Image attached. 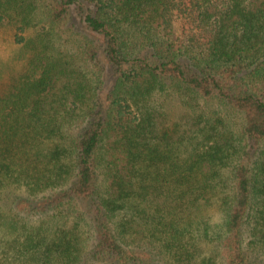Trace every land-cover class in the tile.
I'll return each mask as SVG.
<instances>
[{
    "label": "trees",
    "instance_id": "16d2710c",
    "mask_svg": "<svg viewBox=\"0 0 264 264\" xmlns=\"http://www.w3.org/2000/svg\"><path fill=\"white\" fill-rule=\"evenodd\" d=\"M2 28L0 264H264V0H0Z\"/></svg>",
    "mask_w": 264,
    "mask_h": 264
},
{
    "label": "rangeland",
    "instance_id": "374dc122",
    "mask_svg": "<svg viewBox=\"0 0 264 264\" xmlns=\"http://www.w3.org/2000/svg\"><path fill=\"white\" fill-rule=\"evenodd\" d=\"M179 25L180 23H176L175 24V31L178 32L179 29ZM15 41H14V30L13 28H2L0 29V93H2L5 90V86L8 83V81L10 80L11 77H13L16 72L19 69V65L18 62L16 60L15 57ZM100 58L102 60V62L104 64H106L107 66L109 65L104 58V54L101 52L100 53ZM111 85V81L108 79V73L106 75V84H105V91L108 90L110 88ZM108 92V91H106ZM183 95V94H181ZM177 96H179L177 94ZM196 106H197V110L207 114V115H211L212 112L216 111V110H220L222 109V105L220 102L217 101H204L202 98H198L196 100ZM188 112V114H187ZM186 113H181L178 112L176 106L171 108V113H172V117H171V122H175V121H180V122H188L190 123L192 120V116L194 114L193 110H189ZM227 125L228 128H230L234 133H236V136L240 135L237 133H240V131H238L239 129V114H231L228 118H227ZM221 128L223 129V126H221ZM202 134L200 133L199 136L196 137L194 141H198L201 138ZM191 142L189 140H185L182 143H176L174 145V151L175 154H177L178 156L181 157H188L192 146H191ZM255 146V144L252 146V148ZM261 147H264V144L261 145ZM251 153L249 156L244 158V154L241 157V161L243 163H245L246 165H248V167L250 169H252L254 162L257 160V157H259V151H253L250 150ZM255 178V176H254Z\"/></svg>",
    "mask_w": 264,
    "mask_h": 264
}]
</instances>
